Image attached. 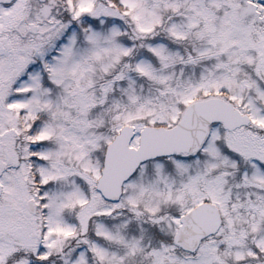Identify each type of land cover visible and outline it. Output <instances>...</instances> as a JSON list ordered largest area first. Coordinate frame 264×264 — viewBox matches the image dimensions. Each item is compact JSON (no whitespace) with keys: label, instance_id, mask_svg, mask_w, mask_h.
<instances>
[{"label":"snow or ice","instance_id":"obj_1","mask_svg":"<svg viewBox=\"0 0 264 264\" xmlns=\"http://www.w3.org/2000/svg\"><path fill=\"white\" fill-rule=\"evenodd\" d=\"M0 264H264V0H0Z\"/></svg>","mask_w":264,"mask_h":264}]
</instances>
